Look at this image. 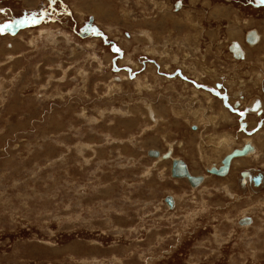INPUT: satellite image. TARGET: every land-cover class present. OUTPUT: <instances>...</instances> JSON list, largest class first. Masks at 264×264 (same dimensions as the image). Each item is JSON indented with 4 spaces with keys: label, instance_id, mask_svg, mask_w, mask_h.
Returning a JSON list of instances; mask_svg holds the SVG:
<instances>
[{
    "label": "rangeland",
    "instance_id": "obj_1",
    "mask_svg": "<svg viewBox=\"0 0 264 264\" xmlns=\"http://www.w3.org/2000/svg\"><path fill=\"white\" fill-rule=\"evenodd\" d=\"M24 10L45 18L14 35ZM88 23L122 53L115 65L111 45L71 29ZM152 26L205 58L154 56ZM0 29V264H264V191L232 182L264 171V132L239 136L220 97L190 83L220 84L230 105L245 88L247 104L264 103L259 0H0ZM235 41L244 58L229 51ZM176 70L185 80L166 78ZM248 139L258 156L237 162L231 180L196 188L170 176L173 159L207 175L224 143ZM246 216L254 223L238 224Z\"/></svg>",
    "mask_w": 264,
    "mask_h": 264
},
{
    "label": "water",
    "instance_id": "obj_2",
    "mask_svg": "<svg viewBox=\"0 0 264 264\" xmlns=\"http://www.w3.org/2000/svg\"><path fill=\"white\" fill-rule=\"evenodd\" d=\"M262 2V1H261ZM263 3V2H262ZM264 4V3H263ZM175 7V10H177L178 8H180V4L179 2L177 1L176 4L174 5ZM26 14L28 13H34L33 11H25ZM39 15V16H37ZM35 17H31L32 20H33V24H38V22H40V20L43 19V15L42 13H35L34 14ZM22 18V17H20ZM31 19H23V20H20V21H16L15 22V26H23L22 24H20L19 22H26L28 25L31 24L29 23ZM14 26V27H15ZM73 30V32L78 36V38L80 39H83L85 37H91V36H96V37H99L102 44L103 45H111L112 46V51L115 52V57L113 58L112 60V63L113 65H115V61L117 60V58L120 57V55L122 54L120 51H117V49L115 48L114 46V43L108 41L106 39V36L103 35L94 25H92L91 23H88V24H85L84 27H81L78 29V31L76 30L75 26L73 28H71ZM257 41V37L255 35V32L254 31H251L250 34H248L247 36V42L248 43H255ZM229 51L233 54V56L235 58H243V53L242 51L240 50L239 46L237 43L233 42L230 46H229ZM148 62H151L152 64H155V62L153 61H148ZM143 68V65H144V61L143 63L141 64ZM128 70V69H126ZM178 75V73H177ZM131 76H134V75H131ZM167 77H172V78H175L173 75H169ZM184 79V78H183ZM194 86L196 88H201V89H204V90H207L209 92H211L212 94H215L221 98H223L224 101H226L227 97L224 95V96H221L218 92H217V89L220 87L218 86L217 84H215V87H216V90L212 89V88H204L200 85H195ZM193 130H195V127H192ZM253 149L252 147L250 146L249 143L247 144H244L241 149H234L233 151H231L230 153H228L227 155H225L222 160H221V163H220V166L218 168L212 166L210 169H208L206 172H208L209 174H213V175H216V176H225L227 173H228V170H229V166H230V163H231V160L235 157H239V156H244L246 154H248L249 152H251ZM148 156L150 157H153V158H157L159 156V152L157 150H154V149H150L148 150L147 152ZM170 157V154L169 152H166L164 155H162V159H168ZM251 171V170H250ZM253 175L249 174L247 171H244V172H241L240 173V177H241V180H244L245 178H249V181H250V184H252L251 186L254 187V190L257 192L258 189L260 187H262L263 183L261 182L264 178L263 174L260 173V172H253L251 171ZM256 173V175H255ZM170 176L172 178H177V179H186L188 181V183L190 184V186H197L198 184L201 183L202 181V177L201 176H193L190 174L188 168H187V165L184 161L180 160V159H173L172 162H171V167H170ZM240 184H243V181L239 182ZM240 189L243 191L244 188H242L240 186ZM164 202L166 203V205L169 207V208H172L173 207V200L170 196H167L164 198ZM245 221H248V223L250 222L249 218H242L239 220V224L240 225H243V224H246Z\"/></svg>",
    "mask_w": 264,
    "mask_h": 264
},
{
    "label": "flooded vegetation",
    "instance_id": "obj_3",
    "mask_svg": "<svg viewBox=\"0 0 264 264\" xmlns=\"http://www.w3.org/2000/svg\"><path fill=\"white\" fill-rule=\"evenodd\" d=\"M46 2L48 1V0H45ZM177 2V1H176ZM176 2H175V4H176ZM49 5V4H48ZM49 7V6H48ZM47 9V8H46ZM38 10V9H37ZM42 11H43V9H42ZM24 14H26V12H25V10L23 11V13H22V15L21 16H23L24 17ZM29 14V13H28ZM27 15V14H26ZM22 30H24V29H22ZM182 80H185V79H182ZM218 86H220L218 89H217V92L219 93V90L221 89V85L220 84H217ZM202 87H204V88H212V87H208V86H205V85H203ZM212 89H214V90H216V87H214V88H212ZM204 90V89H203ZM207 91V90H206ZM209 92V91H208ZM211 93V92H210ZM212 94V93H211ZM213 95H215V94H213ZM226 96L227 97V95L226 94H222L221 93V96ZM232 97H235V99H234V101H235V103H233L232 102V104L230 105V104H227V99H226V101H224L223 100V98H221L220 97V100H222V104L224 105V107L227 109V110H229V112H228V115H229V117H231V116H233L234 118H235V121H236V125L239 127V131H243V132H245V133H249L248 132V130H252L251 131V133L250 134H245V133H238L239 134V136H241V135H243V136H245V137H248V138H252V139H254V138H258L257 137V135H258V133H262V132H264V122H261L260 123V126H258V127H256L257 126V120H255V118H253V119H249L248 117H247V114H249V113H251V114H254L257 118H259L260 119V117H263V118H261V120H264V103L259 99V97H257V98H254L250 103H246L245 102V99L248 97V95L246 94V88H245V92H243V90H239V91H235V92H232V94H230ZM217 96V95H216ZM219 97V96H218ZM228 98V97H227ZM249 110V111H248ZM231 111V112H230ZM246 122H249V123H251V127L250 126H248V125H245V123ZM252 123H255V126H253L252 127ZM191 129H192V127H191ZM193 130V129H192ZM255 130V131H254ZM255 132V133H254ZM254 133V134H253ZM251 134H253L252 136H249V135H251ZM261 137H263L264 138V136H261ZM247 143H249L250 144V146L252 147V151L251 152H249L248 154H246V155H244V156H241V157H237V158H233L232 160H231V166H230V170H228V173L225 175V176H222V177H220V176H216V175H213V174H209L208 172H206L207 173V175L206 174H203V175H205L206 176V179H205V177L204 176H202L201 175V177H202V181L203 182H206L207 180H208V177H210V176H215V177H217V178H222V179H228V180H231L230 179V177H228L230 174H232L233 173V167H234V165H236V163H237V160L239 159V158H241L242 160H243V162L241 161V159H240V161L242 162L241 164H244V163H246L247 161H249L250 159H252V158H255V157H257L258 156V153H257V151H258V148H257V146H256V142H254V141H252V140H250V139H248L247 140V142H244V144H247ZM244 144H242V145H240V146H238V147H234V149H241V147L244 145ZM155 150V149H154ZM169 152V154H170V157H171V153H170V151H168ZM259 155H261V157H264V153L262 152V153H259ZM160 156H162V154L160 153ZM157 158H159V157H157ZM181 160V159H180ZM183 161V160H182ZM239 161V162H240ZM246 161V162H245ZM172 162V161H171ZM214 166V165H213ZM220 165H218V167H219ZM212 166H210V168H211ZM214 167H216V166H214ZM218 167H216V168H218ZM188 168V167H187ZM210 168H208V169H210ZM207 169V170H208ZM243 169V168H242ZM188 170H189V168H188ZM250 170H252L253 172H260V173H262L263 174V176H264V171H261V170H258V169H255V168H244L243 170H239L238 171V173L236 174V176H235V178H234V180L232 181V182H237V184H236V187H237V191L239 190L240 192H241V189H240V186L242 187V188H244V190H245V192H247V191H249V189H250V192H252L253 193V195L254 196H259L260 194H262L261 192H259V193H256L253 189H252V186H251V184H250V181H249V178L247 177V178H245L244 180H241V177H240V173L241 172H244V171H250ZM189 172H190V170H189ZM255 173V174H256ZM190 174L191 175H193V176H196V175H194V174H192V172H190ZM198 176H200V175H198ZM228 177V178H227ZM204 179V180H203ZM182 180H185L187 183H188V181L186 180V179H184V178H182ZM201 181V182H202ZM241 181H243V182H245V183H243L242 185L239 183V182H241ZM264 182V178H263V180H262V183ZM201 184V183H200ZM200 184H198L197 186H199ZM188 185H190L189 183H188ZM197 186H195L196 188H197ZM190 187H192V186H190ZM236 187H235V189H236ZM260 190H263L264 191V185L261 187V189ZM259 190V191H260ZM175 208V204H174V202H173V207L172 208H170V209H174ZM242 218H249V220H250V222L248 223V221H245L246 222V224H243L242 226H245V227H248V226H251L253 223H254V220H253V218H251V217H248V216H246V217H242ZM242 218H240V219H242ZM239 219V220H240ZM238 224H239V221H238Z\"/></svg>",
    "mask_w": 264,
    "mask_h": 264
},
{
    "label": "crops",
    "instance_id": "obj_4",
    "mask_svg": "<svg viewBox=\"0 0 264 264\" xmlns=\"http://www.w3.org/2000/svg\"><path fill=\"white\" fill-rule=\"evenodd\" d=\"M146 24V22L144 23V25ZM147 25V27H148V24H146ZM152 30H148L146 33L148 34V32H150V31H152V42H150V48H152V49H154L155 51H158V54H156V55H154V56H158V58H160V53L161 52H163V48L165 49L166 48V57L164 58L165 60V62H167L166 60H168V58H171V57H173V56H175L176 58H178V54H174V51L176 52H179V51H181V52H183L184 54H188L189 55V57L190 56H193L195 59H199V60H203L204 58H205V56L203 55V56H200V54H196V55H194V54H192V52L194 51V50H191L192 48V45L194 44V43H189V42H186V41H180V42H177V41H171L172 40V37H173V34H168V36H169V39H167L166 38V36H164V38L161 36L160 38H156L155 37V27L153 28V26H152V28H151ZM159 32V34H160V31H158ZM161 33H163V32H161ZM150 36V35H149ZM148 36V37H149ZM97 38H99V37H97ZM146 38V37H145ZM236 42V41H235ZM141 43H143L144 45H146L147 43L146 42H140V44ZM176 44V46L174 47V45ZM178 44V45H177ZM174 48H176V50L174 49ZM198 49H201V46L199 45V47H198ZM153 62H155V61H153ZM168 64H171V62H167ZM155 66H157V64L155 63L154 64ZM143 68L145 69V67L143 66ZM177 73H178V75H177ZM164 75V74H163ZM171 75H173L175 78L176 77H178V78H181V79H183V77L181 76V74H180V70H176L175 72H173ZM166 78H170V79H174V78H172V77H166ZM190 83L192 84V86H194V84L195 85H200V86H203L202 84H198V83H196V82H194V80H190ZM217 84V83H216ZM206 86V85H205ZM194 88L195 89H200V90H203V89H201V88H196L195 86H194ZM204 94V93H203ZM205 96H206V94H205ZM206 98H207V100H209V97L208 96H206ZM224 106V105H223ZM225 108V107H224ZM224 115V114H223ZM224 116H226L227 117V115H224ZM230 147V146H229ZM232 147V146H231ZM216 167H218V166H216ZM194 175H196V176H198V175H203V174H196V173H194V172H192ZM235 178V177H234ZM175 205H176V203H175Z\"/></svg>",
    "mask_w": 264,
    "mask_h": 264
},
{
    "label": "bare ground",
    "instance_id": "obj_5",
    "mask_svg": "<svg viewBox=\"0 0 264 264\" xmlns=\"http://www.w3.org/2000/svg\"><path fill=\"white\" fill-rule=\"evenodd\" d=\"M179 4H180V8H178L177 10L181 9V7H182L181 2H179ZM49 8H52V7L49 6ZM43 15H44V18H45V14H44V13H43ZM255 35H256V37H257V41H258V40H259V37L257 36L256 33H255ZM235 43H237V42H235ZM257 43H258V42H256V43H252V44H250V46H255V44H257ZM237 44H238V43H237ZM257 45H258V44H257ZM257 45H256V46H257ZM238 46H239L240 50L242 51V53H243V58H244L245 55H244V52H243V50H242V47H241L240 44H238ZM242 46H243V45H242ZM256 46H255V47H256ZM245 52H246V51H245ZM109 62H110V61H109ZM210 99H211V98L209 97V100H210ZM212 101H215L216 104H217L218 106H219V105L222 106L221 102H219L217 99H214V98H213ZM233 103H234V102H233ZM222 107H223V106H222ZM220 110L222 111V113H223L224 115H227V114H228V112H227L224 108H223V109H220ZM224 146H225V149L228 147V148H227V151H228L227 153L231 152V150L233 149V147H229L228 144H225V143H224ZM159 154H160V153H159ZM239 157H241V156H239ZM169 158H170V157H169ZM169 158H168V159H169ZM218 158H220V156H218ZM235 158H237V157H235ZM241 158H242V157H241ZM241 158H239V159L237 160V162H239ZM241 161L243 162L242 159H241ZM241 161H240V163H242ZM245 162H246V161H245ZM230 166H231V163H230ZM230 166H229V170H230ZM251 171H252V170H251ZM251 171H247V172H248L249 174L253 175ZM255 175H256V174H255ZM176 179H177V178H176ZM203 180H204V179H203ZM261 182H262V181H261ZM202 183H203V181L201 182V184H202ZM243 183H245V182H243ZM201 184H200V185H201ZM241 185H242V184H241ZM251 185H252V184H251ZM263 185H264V182H263ZM263 185H262V186H263ZM252 189L254 190V187H253V186H252ZM260 189H261V187L258 189V191H259ZM254 191H255V190H254ZM258 191H257V192L255 191V192L258 193ZM172 200H173V199H172Z\"/></svg>",
    "mask_w": 264,
    "mask_h": 264
},
{
    "label": "snow or ice",
    "instance_id": "obj_6",
    "mask_svg": "<svg viewBox=\"0 0 264 264\" xmlns=\"http://www.w3.org/2000/svg\"><path fill=\"white\" fill-rule=\"evenodd\" d=\"M4 27H6V28H7V27H11V25H6V26H4ZM0 30H2V29H0ZM117 51H119V50H117Z\"/></svg>",
    "mask_w": 264,
    "mask_h": 264
}]
</instances>
